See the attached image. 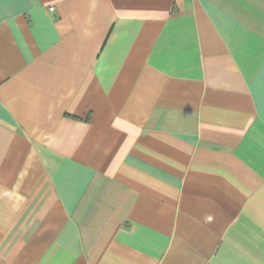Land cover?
<instances>
[{"label":"crops","instance_id":"crops-1","mask_svg":"<svg viewBox=\"0 0 264 264\" xmlns=\"http://www.w3.org/2000/svg\"><path fill=\"white\" fill-rule=\"evenodd\" d=\"M0 264H264V0H0Z\"/></svg>","mask_w":264,"mask_h":264},{"label":"built area","instance_id":"built-area-1","mask_svg":"<svg viewBox=\"0 0 264 264\" xmlns=\"http://www.w3.org/2000/svg\"><path fill=\"white\" fill-rule=\"evenodd\" d=\"M51 10H53V8H51Z\"/></svg>","mask_w":264,"mask_h":264}]
</instances>
